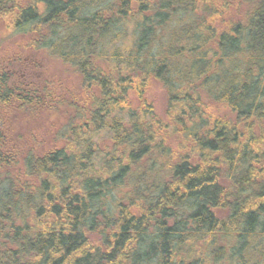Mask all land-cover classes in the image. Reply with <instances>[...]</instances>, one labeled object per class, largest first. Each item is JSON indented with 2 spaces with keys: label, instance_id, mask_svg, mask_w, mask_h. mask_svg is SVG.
I'll return each instance as SVG.
<instances>
[{
  "label": "trees",
  "instance_id": "1",
  "mask_svg": "<svg viewBox=\"0 0 264 264\" xmlns=\"http://www.w3.org/2000/svg\"><path fill=\"white\" fill-rule=\"evenodd\" d=\"M214 6L0 0L25 39L16 81L0 68V264H264V0L225 26ZM27 55L61 61L79 87L62 144L26 151L14 174L6 114L48 97ZM153 81L166 125L142 100Z\"/></svg>",
  "mask_w": 264,
  "mask_h": 264
},
{
  "label": "rangeland",
  "instance_id": "2",
  "mask_svg": "<svg viewBox=\"0 0 264 264\" xmlns=\"http://www.w3.org/2000/svg\"><path fill=\"white\" fill-rule=\"evenodd\" d=\"M215 6L212 9L218 10L215 15L217 24L228 25L231 19L242 12V0H213ZM24 38L16 36V32L9 24L0 17V68L9 64L12 69L10 74L16 81V52L22 51L21 44ZM28 62V69L25 71L31 76L33 81L46 88L48 97L43 108H33L32 110H15L6 114L8 129L4 128L5 134L13 141L15 162L10 168L11 173L16 174V169L22 164V159L26 151L33 149L46 150L52 145H61L62 140L58 134L62 127L68 122L71 113L67 109L70 102L78 96L79 78L69 72L67 66L61 61L41 55L39 59L41 65L37 67L38 60L33 55L24 56ZM29 63H34L31 67ZM43 64V65H42ZM129 99L132 104L140 105L139 97L131 92ZM142 100L154 111V116L167 124L165 111L167 107V93L163 86L153 81L147 87ZM207 114L215 118H232L233 114L222 104L213 103L209 100L203 101ZM73 113V112H72ZM71 113V114H72ZM70 114V115H71ZM69 117V118H68ZM169 145L173 150L178 149L179 139L177 136L168 138ZM17 147V148H16Z\"/></svg>",
  "mask_w": 264,
  "mask_h": 264
}]
</instances>
